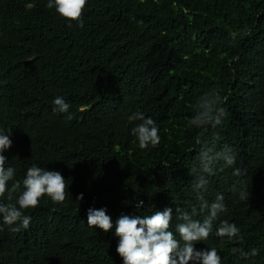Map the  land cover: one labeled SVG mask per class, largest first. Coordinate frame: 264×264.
<instances>
[{
  "label": "trees",
  "instance_id": "obj_1",
  "mask_svg": "<svg viewBox=\"0 0 264 264\" xmlns=\"http://www.w3.org/2000/svg\"><path fill=\"white\" fill-rule=\"evenodd\" d=\"M48 2L0 0V131L12 141L9 188L36 165L60 172L69 195L24 210L27 229L12 231L19 224L0 215V264H123L115 229L89 226V208L115 223L170 207L175 232L181 213L208 214L199 197L219 195L226 210L196 250L216 248L221 264H264V0H87L83 27ZM205 96L220 101L221 123L189 126ZM57 97L68 112L53 111ZM137 112L155 121L158 145L139 147L131 130L141 121L128 119ZM226 148L235 163L216 159L203 172L202 149ZM239 181L248 200L233 190ZM224 220L242 241L216 235Z\"/></svg>",
  "mask_w": 264,
  "mask_h": 264
},
{
  "label": "clouds",
  "instance_id": "obj_2",
  "mask_svg": "<svg viewBox=\"0 0 264 264\" xmlns=\"http://www.w3.org/2000/svg\"><path fill=\"white\" fill-rule=\"evenodd\" d=\"M87 0H49L47 7L55 8V11L63 19L71 22H78L83 27L82 16ZM56 106L53 111L61 113L68 112L69 105L62 97L54 99ZM224 110L220 107V101L214 97H202L197 105V111L189 121V126L205 128L208 125L215 127L221 123L224 116ZM71 120L72 116L68 115ZM129 121H141L132 128V134L136 137L141 149L149 145L156 146L160 143L159 129L152 118H145L141 112L129 116ZM197 143H201L197 139ZM12 146L10 133L0 131V198L7 193L8 201L13 200V194L17 193L23 186V191L15 199L14 203H0V215L3 217V223L8 226L19 224V227L11 228L12 231H19L21 228L27 229L31 222V217L24 214V210L32 209L38 206L40 199L47 196L51 200L63 203L69 195L65 178L58 171H48L45 168L32 165L26 171L22 182L16 180L8 187L9 181L13 180L15 169L5 167L7 158L3 155ZM210 149H202L201 163L202 170L205 173L212 174V164L216 159H223L227 165L235 163V155L231 149H225L223 153L216 156L210 155ZM235 176H242L239 168L234 172ZM241 187L237 190L241 200H248L250 193L243 186V181H239ZM207 180L201 176L195 187L203 188ZM83 199L81 193L76 200ZM200 211H208L203 221L194 220L188 213H181L179 219L181 223L176 224L175 232L171 229L173 221V209L166 207L162 211L155 210L151 215L129 216L121 215L113 223L112 217L107 214L105 208L87 210V224L108 233L113 228L115 236L118 239L116 253L122 259L123 264H221V257L216 248L197 251L195 245L206 240L212 230L213 222L217 219L219 213L224 212L223 195L216 197L215 201L209 204L203 196L199 197ZM143 200H139L136 207H142ZM178 211V210H177ZM2 230V229H0ZM218 237H227L229 240L238 238L242 241L240 229L227 220L221 221L216 228ZM179 237V239L177 238ZM240 249L233 248L235 254ZM258 250L253 249L251 253L244 255L256 256Z\"/></svg>",
  "mask_w": 264,
  "mask_h": 264
}]
</instances>
